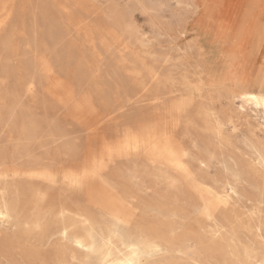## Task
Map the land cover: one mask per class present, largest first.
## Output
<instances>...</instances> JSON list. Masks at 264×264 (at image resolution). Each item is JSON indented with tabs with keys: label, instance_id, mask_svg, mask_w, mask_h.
Listing matches in <instances>:
<instances>
[{
	"label": "rangeland",
	"instance_id": "obj_1",
	"mask_svg": "<svg viewBox=\"0 0 264 264\" xmlns=\"http://www.w3.org/2000/svg\"><path fill=\"white\" fill-rule=\"evenodd\" d=\"M263 10L0 0V264H264Z\"/></svg>",
	"mask_w": 264,
	"mask_h": 264
},
{
	"label": "bare ground",
	"instance_id": "obj_2",
	"mask_svg": "<svg viewBox=\"0 0 264 264\" xmlns=\"http://www.w3.org/2000/svg\"><path fill=\"white\" fill-rule=\"evenodd\" d=\"M205 1V0H204ZM219 1V0H218ZM224 3V2H223ZM219 5H221L219 3ZM218 8V7H217ZM223 8V7H222ZM258 8V7H257ZM207 9V8H206ZM239 9V8H238ZM210 10V9H209ZM215 11V10H214ZM222 11V10H221ZM205 12V11H203ZM209 12V11H208ZM208 12H206L208 14ZM211 12V11H210ZM216 12V11H215ZM240 12V11H239ZM205 14V13H204ZM237 14V13H236ZM204 18V16H203ZM219 18V17H218ZM235 19V18H234ZM250 19V18H249ZM197 20V19H196ZM205 20V19H204ZM209 20V19H208ZM218 20V19H217ZM204 23V22H202ZM258 24V25H257ZM257 26L259 29L261 30H264V10L263 12L258 16V20H257ZM203 27V26H202ZM202 30V29H201ZM205 32V31H204ZM203 37V36H202ZM211 41V40H210ZM210 44V43H209ZM230 45V44H229ZM255 65L257 67L261 66V65H264V42H263V45L261 46V49H260V52L258 53L257 57H256V63ZM264 83V80L263 82ZM246 94H240L239 96H244ZM247 95H256V96H259L260 94H254V93H250V94H247ZM252 107H254L255 109H260L263 113H264V108H257L255 107V104L253 103L251 105ZM211 109V108H209ZM242 110V109H241ZM198 162V161H197ZM183 164V163H182ZM231 170V169H230ZM143 174V173H142ZM231 175V174H230ZM139 183V182H138ZM41 186L43 187H48L50 186L51 182L48 178H43L41 180ZM228 192V191H227ZM45 200V195H41L40 196V201H44ZM0 213H2V216H0L1 219H7V218H10V214H13V211L12 209L9 207L8 203L6 202V200L3 198V196H0ZM59 213H61L63 215V217H67L70 213L69 209L66 208V207H61L60 210H59ZM227 214V213H225ZM119 225V224H118ZM116 225V226H118ZM119 227V226H118ZM113 228V227H112ZM69 228L67 225H63L59 232H60V235L62 237V240H67L68 239V232ZM56 234V232H50L49 236L50 238L52 236H54ZM9 237H7V235L5 234H2L0 233V246L4 243H7L6 241H9L8 239ZM90 238V237H89ZM21 239V238H20ZM80 242V244H83L84 247H81L83 250L85 249H93V251H89V252H95L98 250V247H97V244L96 242H94L93 240H91V242H86V239L85 238H82L80 240H78ZM71 242V241H70ZM76 246V245H75ZM79 246V249L80 248V245L78 244ZM77 246V247H78ZM137 248L138 249V252L137 254L134 256L133 253L130 251L131 248ZM156 248L155 245L149 243V242H137V241H133V240H130L129 242H127L124 246V249H125V252L121 255L120 258H116V259H112V260H109L107 258L108 255L106 256H103V264H121V262H126L128 261L129 259H133V260H138L139 261V264H140V260H141V257H143L144 255H147L148 252L152 249ZM154 256V255H153ZM145 258H149V257H144ZM172 258V257H171Z\"/></svg>",
	"mask_w": 264,
	"mask_h": 264
},
{
	"label": "snow or ice",
	"instance_id": "obj_3",
	"mask_svg": "<svg viewBox=\"0 0 264 264\" xmlns=\"http://www.w3.org/2000/svg\"><path fill=\"white\" fill-rule=\"evenodd\" d=\"M9 5L4 4L3 8L5 11H7ZM3 21H0V23H2ZM262 39H264V35H262ZM237 99L241 101V108H243L244 104L246 103L249 107L254 103L255 107L257 108H264V85L261 86V94L259 96L256 95H244V96H237ZM0 216H2V213H0ZM77 243L80 245V247H84L83 244H80L79 241H77ZM110 243V241L108 242ZM87 251H93V249H86ZM130 251L133 253V255L135 256L138 252V249L133 247L130 249ZM155 252H159L160 249L159 248H155L154 249ZM121 264H139L138 260H133V259H129L126 262H121Z\"/></svg>",
	"mask_w": 264,
	"mask_h": 264
}]
</instances>
